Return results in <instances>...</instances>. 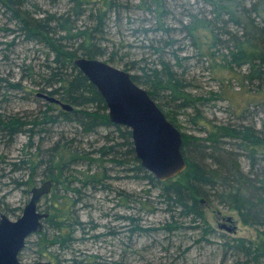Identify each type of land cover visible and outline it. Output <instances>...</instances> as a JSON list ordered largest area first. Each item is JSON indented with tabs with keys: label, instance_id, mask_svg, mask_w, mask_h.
I'll return each mask as SVG.
<instances>
[{
	"label": "trees",
	"instance_id": "trees-1",
	"mask_svg": "<svg viewBox=\"0 0 264 264\" xmlns=\"http://www.w3.org/2000/svg\"><path fill=\"white\" fill-rule=\"evenodd\" d=\"M52 6L65 3L60 10L50 11L42 8L38 0H0V12L7 15V24L2 30L16 33L24 42H33L44 46L47 51L41 67L29 74V78H39V92L54 96L62 103L73 107L66 110L59 103L45 102L34 119H26L17 114L0 113V140H11L19 133H26L30 139L33 127L55 121L58 116L68 121H77L85 133L97 127L113 128L114 136H106V142L96 149L99 157L118 153L124 154L132 164L128 171L139 174L147 185L159 188V197L166 205L169 220L163 225L164 230H172L181 218H189L190 222L206 224L202 201L217 204L235 210L244 225L256 231V240L243 237L228 238L222 244L225 253L230 252L234 264H264V130L258 129L254 123H220L207 127L203 121L205 136H197L183 132L181 151L186 161V168L175 178L159 181L140 165L135 155L128 127L112 123L108 120L107 107L95 85L73 64L75 57L100 58L114 66L123 64L122 69L133 71L131 78L148 90L151 98L163 109L165 116L179 127L174 113L179 109L192 107L194 123L201 116L195 106L194 99L189 97L184 78L182 60L187 56H179L175 49L173 37L161 39V44H150L157 53L156 58L141 64L139 59H127L126 53H118V49L109 51L106 42L109 22L120 17L131 9H144L152 13L156 30L161 32L174 29L168 25L169 14L167 0H45ZM204 6L199 14L188 12L187 19L181 20L177 29L184 37L191 40L197 56L207 55L210 66L221 65L230 72L240 75L242 85L247 83L256 86L260 93L264 88V0H197ZM123 19V18H122ZM121 19V21H122ZM11 25V27H9ZM144 30H148L145 28ZM13 36L15 40L16 36ZM182 36V37H183ZM11 44V43H10ZM174 60V61H172ZM124 61V62H122ZM244 70V71H243ZM239 79L237 76H233ZM216 78V75H215ZM30 80V79H29ZM21 77L17 82H10L7 77L0 76V91H24ZM32 82V80H31ZM37 92V93H39ZM264 95V91L262 93ZM38 96V95H37ZM159 99V101H157ZM168 106L170 109H166ZM59 107V108H58ZM58 109L57 114L48 111ZM178 109V110H177ZM167 110V111H166ZM202 117V116H201ZM201 129V128H200ZM118 139V140H117ZM48 150V154H26V158L13 162L15 169L24 166L29 170L28 178L18 185L30 186L33 170L38 165H46L41 182L51 181V198L44 209L47 213L43 229L36 232L35 244L38 257L47 256L51 264L53 257L57 260L52 247L63 248L73 241L74 233L81 225L69 211L67 199L56 194V189L70 188L65 170L71 167L75 158L59 163L58 153ZM72 159V160H71ZM112 159L116 163L125 162L123 158ZM120 159L121 161L117 160ZM247 161V169L242 166ZM59 164H58V163ZM77 179L83 185L92 187L101 183L98 171L89 169L78 172ZM90 177V178H89ZM67 181V183H66ZM33 186L29 188L30 189ZM28 192V189H27ZM78 193L80 190L77 191ZM45 196V195H44ZM133 220V217H127ZM203 226V224H202ZM180 227V226H179ZM196 227V226H190ZM201 227V226H200ZM133 229H140L135 226ZM206 233L214 229L203 227ZM26 243V242H25ZM24 248V247H23ZM22 248V250H23ZM21 252V251H20ZM57 262V261H56ZM57 264V263H55Z\"/></svg>",
	"mask_w": 264,
	"mask_h": 264
},
{
	"label": "rangeland",
	"instance_id": "rangeland-1",
	"mask_svg": "<svg viewBox=\"0 0 264 264\" xmlns=\"http://www.w3.org/2000/svg\"><path fill=\"white\" fill-rule=\"evenodd\" d=\"M38 1L43 9L50 11L66 6L65 3L52 6L45 0ZM167 1L170 11L166 21L174 29L165 32L154 29L152 13L134 8L109 22L106 42L110 47L107 49L111 51L117 48L119 54L126 53L124 61L136 58L141 64H146L150 58L157 57L149 45H162L163 39L173 37L175 43L170 50L175 49L179 56L188 57L182 60L178 69L185 72L189 97L194 99L202 116L196 119L195 124L192 117L195 110L192 107L177 109L174 115L180 130L205 136L198 121H203L207 127L227 122L254 123L258 129L264 130V89L258 93L256 86L242 85V78L236 71L232 73L219 64L211 67L208 56H197L191 40L177 31L180 21L187 19L188 12L199 14L204 5L197 0ZM7 21V15L1 10L0 27H5ZM15 34L0 29V76L7 77L10 82H17L23 77L24 91H0V113L17 114L29 120L36 118L47 101L37 96L40 79L33 78V75L29 78V74H34L41 67L47 49L33 42H24ZM14 35L16 38L12 41ZM116 67L122 68L123 64L116 63ZM128 72L130 76L133 74V71ZM165 108L170 109L168 106ZM57 112L58 109L54 108L48 114ZM54 120L34 126L30 139L28 134L19 133L11 140H0V214L4 213L11 220L21 214L30 195L29 188L40 184L49 170L44 164L37 165L30 186L18 185L17 182L28 178L29 170L27 165L15 169L10 164L26 158V154L34 156L37 152L40 159V155L49 153L50 147L55 148L52 152L58 153L59 163L66 162L72 155L75 158L71 167L64 169L66 173L63 176L69 181L70 188L77 189L64 190L60 183L56 194L67 199L69 211L81 225L76 229L71 243L63 248L52 247L57 256V260L52 256L53 264H234L232 254L224 251V240L235 237L256 240L255 229L244 225L235 210L207 201L201 203L206 224L181 218L177 221L180 227L175 225L177 227L172 230H164L169 213L159 197V188L147 185L139 174L128 171L127 167L132 164L128 157L123 156L124 149L121 148L116 155L111 153L105 157L96 154V149L106 142V136H116L113 128L97 127L85 133L75 120L68 121L62 116ZM111 157H124L125 162L117 159L121 161L118 164L116 160L110 161ZM247 164V161H242L245 169ZM86 169L98 171L101 183L92 187L79 182L77 178L81 173L78 172ZM49 194L40 198L39 209H44L50 202ZM129 216L133 220L127 218ZM207 225L214 229L211 234L203 231ZM135 226L140 229L131 230ZM36 238L34 233L29 235L23 250L19 252L18 257L23 264L49 260L47 256H37Z\"/></svg>",
	"mask_w": 264,
	"mask_h": 264
},
{
	"label": "water",
	"instance_id": "water-1",
	"mask_svg": "<svg viewBox=\"0 0 264 264\" xmlns=\"http://www.w3.org/2000/svg\"><path fill=\"white\" fill-rule=\"evenodd\" d=\"M73 64L92 82L108 108V120L126 126L131 131L135 155L140 165L157 180L165 181L186 168L181 151L182 136L176 126L167 120L164 112L148 91L137 84L127 70L99 58L75 57ZM63 109L73 107L54 96L37 93ZM51 181L45 180L30 189V195L21 214L14 220L0 214V264H23L18 254L26 238L43 229L46 212L38 208V201L48 194ZM35 264H51L37 261Z\"/></svg>",
	"mask_w": 264,
	"mask_h": 264
},
{
	"label": "bare ground",
	"instance_id": "bare-ground-1",
	"mask_svg": "<svg viewBox=\"0 0 264 264\" xmlns=\"http://www.w3.org/2000/svg\"><path fill=\"white\" fill-rule=\"evenodd\" d=\"M107 107V106H106ZM107 116H108V108H107ZM166 118H167V116H166ZM167 120L168 121H170L171 123H173L171 120H169L168 118H167ZM174 124V123H173ZM119 125H121V124H119ZM176 128L178 129V131L181 133V136H183V131H181L180 130V127H178V126H176ZM182 142H183V137H182ZM132 144H133V141H132ZM182 147V146H181ZM133 148H134V145H133ZM109 160L110 161H114L113 159H112V157L111 158H109ZM38 203H39V201H38ZM38 206V205H37Z\"/></svg>",
	"mask_w": 264,
	"mask_h": 264
}]
</instances>
